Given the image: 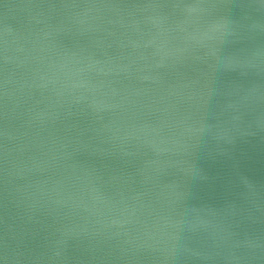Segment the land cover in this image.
I'll use <instances>...</instances> for the list:
<instances>
[{"label":"water","instance_id":"1","mask_svg":"<svg viewBox=\"0 0 264 264\" xmlns=\"http://www.w3.org/2000/svg\"><path fill=\"white\" fill-rule=\"evenodd\" d=\"M0 264H264V0H0Z\"/></svg>","mask_w":264,"mask_h":264}]
</instances>
